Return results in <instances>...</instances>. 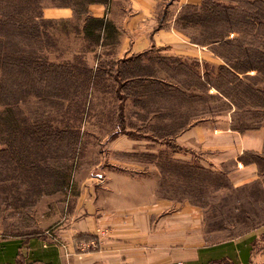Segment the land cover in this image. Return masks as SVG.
Returning a JSON list of instances; mask_svg holds the SVG:
<instances>
[{
    "label": "crops",
    "instance_id": "obj_1",
    "mask_svg": "<svg viewBox=\"0 0 264 264\" xmlns=\"http://www.w3.org/2000/svg\"><path fill=\"white\" fill-rule=\"evenodd\" d=\"M204 1L105 0L86 7L81 27L89 19L101 20L97 49L111 48L117 61L139 58L147 63L156 57L171 60L169 66L212 64L214 55L177 25L183 8ZM43 16L72 20L74 10L50 7ZM162 75L164 69H159L156 77ZM212 120L168 139L179 147L168 158L196 162L216 173L234 163L226 172L234 188L259 181L256 160L264 159V128L239 132L229 116ZM110 142L109 153L148 155L150 161L115 160L103 170L102 180L71 181L50 230L37 237L0 239V264H264V239L249 235L208 243L201 209L159 192L158 150L152 146L157 140L118 135Z\"/></svg>",
    "mask_w": 264,
    "mask_h": 264
},
{
    "label": "rangeland",
    "instance_id": "obj_2",
    "mask_svg": "<svg viewBox=\"0 0 264 264\" xmlns=\"http://www.w3.org/2000/svg\"><path fill=\"white\" fill-rule=\"evenodd\" d=\"M215 1L225 6H233L232 10L228 9L227 12L233 14L237 29L232 37L236 41L246 42L255 48L264 44L263 36L260 38L243 31L242 24L245 21L243 17H255L257 12L256 8L248 4V0ZM65 3L62 0H41L43 9L67 7ZM11 4V1L0 0V14L9 12ZM70 8L74 10L72 20L47 19L43 16L42 9V20H35L40 24L42 34L40 41L36 43L32 40L28 41L30 35L26 34L24 37L23 33H20L16 36V40L20 37L24 38L26 42L20 43L23 46L18 43L12 45L16 50V53L12 54L13 57L27 56V59L31 60L35 53L36 58L40 56L46 58L50 64L54 65L52 75L56 76L58 81L47 87V84L41 82L42 73L46 69L44 67L34 69L40 64L34 63L32 68L28 66V69L23 68L24 71L21 72L24 80L23 91H26L25 98L19 104L15 103L18 95L15 94L17 86L13 83V79L10 82V91L7 93L5 102L12 103V107L19 109L28 124L32 125L36 121L42 123L51 121L59 128L60 131L54 141L46 144L52 157L50 165L62 166V164H66L69 166L71 181L102 180L100 176L103 170L113 164L115 160H127L133 163L150 161L148 155L143 157L142 155L126 156L123 153H109V144L118 135L130 136L132 139L140 136H143L144 139L151 137L154 116L151 113L148 115L140 113L138 105L156 107L165 96L154 97L151 88L148 87L125 85L126 79L121 76L117 77L123 66L122 60L117 61L112 57L111 48L97 49L96 40L91 36H85L81 26L86 9L80 6H71ZM262 8L264 11V5ZM30 25L31 23H26V28ZM177 25L195 44H197V40L201 39L198 28L185 29L179 22ZM9 26L12 29L16 27L13 22H10ZM262 34H264V29ZM108 41L113 40L110 38ZM203 47L214 55L215 59L212 62L215 63L212 64L215 65H199L201 73L207 67L215 68L219 64H226V61L213 53L210 47ZM158 60L156 57H152L147 63L129 61L133 62L130 63L132 67H130V71L134 74L150 72L154 68L153 64L155 65V61ZM259 60L260 58L256 57V54L250 55L249 61ZM160 62L164 65L168 61L161 60ZM168 63L172 64L173 62L170 60ZM121 71L126 72L127 70L122 69ZM87 72L98 73V76L89 83L90 81L86 78L88 77ZM12 73L18 75L20 70L13 68ZM255 73V70H250L248 73L254 78L253 83L258 81L254 77L257 76ZM177 74L179 76L176 79L179 82L164 75H162V79H166L168 83L177 84L179 87L184 86L188 81L179 72ZM211 79L209 82L213 84V77ZM225 79H229L227 87L236 85L237 81L232 74L225 75ZM260 86L262 87V85ZM203 89H207L208 94L219 96L218 90L212 86L203 87ZM47 91L52 93V99L47 97ZM41 92H44L43 95ZM198 93L200 94V92ZM228 100L223 97L220 98V101H215L214 98L204 95L193 99L188 103L189 108H186L189 109V114L194 116L191 124L212 120L213 116L223 115L231 117L236 125L242 123L251 128H264L263 108L250 107L249 105L244 109H239L241 107L232 105ZM160 105L167 106L163 103ZM162 121L164 120H158L163 123ZM164 122L166 123V120ZM156 125L166 126L165 124ZM25 138V142L29 140L27 145L33 147L34 150H37L38 146H43L37 137ZM152 146L158 150L159 164H164L166 155L168 157L179 148H176L174 143L166 138H158L157 144ZM4 148L3 142L0 141V239L21 236L37 237L52 228V222L65 202L66 194L64 192L67 186L60 190H54L52 187L45 189L43 181L38 179L37 182L22 181V178H18V172L22 167L17 163L14 151L12 148L2 151ZM257 161L259 162L260 159ZM190 164L196 166L198 163ZM233 164L224 166L220 173L209 171L213 175L210 174L211 178H209V175L206 174V177L208 176L205 181L206 186L201 184L203 179L201 171L195 170L200 173L201 177L195 175L196 172L190 174L188 189L184 186L185 182L184 184H174L170 189L176 199H187L191 206L201 209L204 214V220L201 222L205 226L208 243L229 241L249 235L259 236L260 240L264 239V233H261L264 229V159L258 163L261 176L259 181L238 188H234L226 176V172L232 169ZM16 167L19 171L16 170ZM175 170H173L172 176L168 177L170 182H176L178 179V172Z\"/></svg>",
    "mask_w": 264,
    "mask_h": 264
},
{
    "label": "trees",
    "instance_id": "obj_3",
    "mask_svg": "<svg viewBox=\"0 0 264 264\" xmlns=\"http://www.w3.org/2000/svg\"><path fill=\"white\" fill-rule=\"evenodd\" d=\"M8 1L12 3L10 11L6 14H0V141L3 142L5 147L2 151H7L12 148L17 163L21 164L22 167L20 168L21 171L18 172V178H22V181L37 182L38 179L41 182L43 181L45 189L52 187L54 190H60L68 186L71 181L70 168L66 164H62V166L50 165L52 157L46 145L48 142L54 141V138L57 137L56 135L60 131L59 128L51 121H47L46 123L36 121L32 125L28 124V121L24 119V115H22V113L20 114L19 109L12 107V103L5 102L7 93L10 91V82H12L13 79V83L17 86L15 94L18 95L15 103L19 104L20 101L25 98L26 91H23L24 80L21 72L24 71L23 68L28 69V66L32 68L34 63H40L34 67V69L43 67L46 69L44 73H42L43 78L41 82L47 84V87L52 86V83L58 81L57 77L52 75L54 65L50 64L46 58L41 56L36 58L35 53L31 60L27 59V56H12V54L16 53V50L12 47L13 43H18L23 46L20 43L26 42L24 38L20 37L16 40V36L20 33H23L24 37L26 34L27 36L30 35L27 39L28 41L32 40L34 43L40 41L42 35L40 24L35 20L42 18L41 11L43 6H41V0ZM62 1L66 2L65 6L67 7L80 6L86 9V7L92 3L105 0ZM248 4L256 8L257 12L255 13V17H243L245 20L243 24L241 23L243 31H247L252 35L254 34L256 37L263 38L264 11L262 7L264 5V0H248ZM232 8L233 6H225L215 0H205L200 7L188 6L183 8L177 20L185 29L189 27L198 28V34L201 39L196 41L197 44L210 47L213 53L226 61V64H222L215 68L207 67L206 70L201 73L198 68V62H191L189 65H181L178 67L166 65L169 61L162 65L160 60H158L155 61L156 64H153L154 68H152L150 72L134 74V72L130 71V63L133 62H129V60L121 61L123 66L119 70L117 77H124L126 79L125 85L129 87H148L151 88L154 97L162 98L165 96L162 98L163 101L161 100L162 102H160V104L163 103V105L167 106H162L160 104H157L156 107H153V105L151 107L147 105H138L140 113L145 115L151 113L154 116V122L151 121L154 123L151 129L153 135L149 137V139L173 138L181 131L190 127L192 125L191 120L194 119V116L189 114V109L186 108H189V102L202 95L214 98L215 101H220V98L223 97L228 98V101L232 105L241 107L239 109H244L245 106L249 105L250 107L264 109V44H261V47L255 48V46L251 44H247L243 41H236V39L232 37L237 29L234 24L233 14L227 12L228 9L232 10ZM10 22L16 25V27H13L14 30L9 26ZM26 23H31L30 27L26 28ZM102 24L103 22L101 20H87L83 28L85 36H91L97 42L98 37L96 36V31L101 28ZM113 37L114 35L111 33L112 40ZM252 54H256V57L260 58V60L255 62L249 61L250 55ZM131 61L141 62L139 58ZM13 68L19 69L20 73L18 75H13ZM122 69L127 71L122 72ZM159 69H164L166 77L174 80L178 78L177 76L179 75L177 73L179 72L188 82L183 80L186 84L179 87L177 84L168 83L166 79H158L156 74ZM250 70L256 71L255 75L257 76L254 77L258 80L257 83H253L252 81L254 78L248 75ZM228 74H232L237 81L235 82L236 85L233 87H227L229 79H225V75ZM97 76L98 73L90 72L86 78L90 81L89 83H91ZM211 77H213L214 80L213 84L209 82V80H212ZM27 85L29 86V84ZM260 85H262V87ZM211 86L218 90L219 96L208 94L207 89H203V87ZM198 92H200V94ZM43 93L44 92H41L42 95ZM47 97L52 99V93L47 91ZM164 101L166 102L164 103ZM159 119L166 120V123L164 121H162L163 123L158 122ZM156 124H165L166 126ZM233 127L239 132L257 128H251L249 125H244L242 123L239 125L234 123ZM25 137L31 139L37 137L43 146H38V149L34 150L33 147L27 145L29 140L25 142ZM133 139L139 140L144 138L140 136ZM18 143H21V145H18ZM159 158L160 157H158V159ZM65 159L68 160L67 157H65ZM260 161L257 162L260 163ZM157 165L161 174L159 192L165 195L172 194L170 189L173 188L174 184H184L185 182L184 186L188 189L190 174L196 172L195 170L201 171L200 173L203 174L201 184L204 186H206L205 181L208 178L206 174L209 175V178H211L210 174L213 175L212 172L204 170L198 164L195 166V164L174 162L168 157H166V162L164 164L157 163ZM175 169L178 172V179L176 182H170L168 177L172 176V172ZM16 170H18L17 167ZM200 173L196 172L194 174H197L200 178ZM208 184H210V182H208Z\"/></svg>",
    "mask_w": 264,
    "mask_h": 264
}]
</instances>
